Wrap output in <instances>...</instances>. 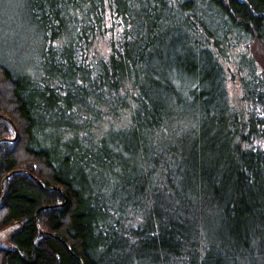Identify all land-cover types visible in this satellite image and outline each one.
Instances as JSON below:
<instances>
[{"label":"trees","instance_id":"1","mask_svg":"<svg viewBox=\"0 0 264 264\" xmlns=\"http://www.w3.org/2000/svg\"><path fill=\"white\" fill-rule=\"evenodd\" d=\"M4 1L0 264H264V0Z\"/></svg>","mask_w":264,"mask_h":264},{"label":"rangeland","instance_id":"2","mask_svg":"<svg viewBox=\"0 0 264 264\" xmlns=\"http://www.w3.org/2000/svg\"><path fill=\"white\" fill-rule=\"evenodd\" d=\"M10 1L12 2L13 7L16 6L18 8V14L17 13H15V14L17 16L18 21L20 23H22L23 20L25 21V17H24L25 15H22V8H23L22 5H23V1L24 0H10ZM4 3H5V1L3 0L0 4L2 5ZM24 8H25V5H24ZM26 25L28 27V30L25 31V34L23 36L24 40H22V43H21V41H20V44L18 42H16L15 45L12 46L11 48H5L4 47L3 50L0 49L1 52L3 51L4 54L10 55L11 57H15L18 52H20V51L23 50L22 49L23 46L27 42H29V45H26V46L29 48L28 49L29 50V53H31L30 45H31V43L33 41L32 39H33L34 29H32V24L29 21L26 22ZM36 33H37V29H36ZM26 36H27V39L25 38ZM97 47H98V49L100 51H103V52L104 51L107 52L109 50V44H108V42L105 39L100 40L98 42ZM241 48L242 49H245L244 47H241ZM1 52H0V54L2 55ZM32 53H33V51H32ZM226 64L229 65V63H226ZM228 89H229L232 97H237V96H239L241 94L240 85H239L238 82H235L234 80L229 79V81H228ZM17 133H18V130H17ZM14 137H15L14 139H16L17 138V135L14 136ZM0 235H4V233H1Z\"/></svg>","mask_w":264,"mask_h":264},{"label":"water","instance_id":"3","mask_svg":"<svg viewBox=\"0 0 264 264\" xmlns=\"http://www.w3.org/2000/svg\"><path fill=\"white\" fill-rule=\"evenodd\" d=\"M0 117H3V118H5V119H9V117H7V116H4V115H0ZM13 123V122H12ZM13 125H14V127H15V129L17 130V127H16V125L13 123ZM36 179V178H35ZM37 180V179H36ZM39 181V180H38ZM40 182V181H39ZM47 190H57V189H60V188H58V187H48V188H46Z\"/></svg>","mask_w":264,"mask_h":264}]
</instances>
